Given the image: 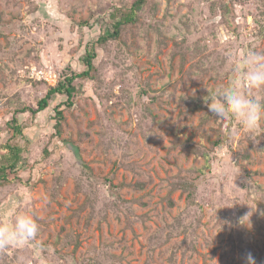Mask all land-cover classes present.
<instances>
[{"label": "rangeland", "instance_id": "1", "mask_svg": "<svg viewBox=\"0 0 264 264\" xmlns=\"http://www.w3.org/2000/svg\"><path fill=\"white\" fill-rule=\"evenodd\" d=\"M133 1L0 0V264H264V0H146L8 131Z\"/></svg>", "mask_w": 264, "mask_h": 264}, {"label": "trees", "instance_id": "2", "mask_svg": "<svg viewBox=\"0 0 264 264\" xmlns=\"http://www.w3.org/2000/svg\"><path fill=\"white\" fill-rule=\"evenodd\" d=\"M145 3L146 0H134L130 6L123 5L114 7L113 11L110 13L111 27L109 29H105L97 40L89 42L87 45L86 52L81 59L85 68L78 72L68 67L69 72H65L57 84L49 86L46 94L38 100L37 107L23 106L15 110L12 118L7 122L8 131L13 138L23 133V125L19 122L18 113L30 111L33 115H36L48 108L50 101L54 99L57 94L66 96V100L63 102L65 108L73 106L75 95L79 90L76 81L78 79L95 78L97 68L94 60L96 58L97 44H103L110 38L120 36L124 25L137 21L139 12L144 7ZM55 111V134H57V136H61L66 115L64 109H62L60 105L55 107ZM219 141L217 142L219 143ZM22 152L23 148L17 143L6 141L1 145L0 183L11 182L18 178V164L22 160ZM139 185L142 186L140 183L137 185L135 184V186Z\"/></svg>", "mask_w": 264, "mask_h": 264}]
</instances>
